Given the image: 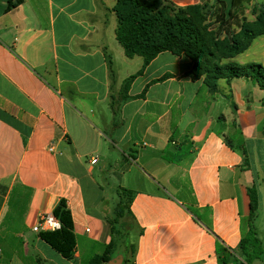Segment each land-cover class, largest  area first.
I'll use <instances>...</instances> for the list:
<instances>
[{
  "label": "crops",
  "instance_id": "crops-1",
  "mask_svg": "<svg viewBox=\"0 0 264 264\" xmlns=\"http://www.w3.org/2000/svg\"><path fill=\"white\" fill-rule=\"evenodd\" d=\"M165 1L185 9L232 0ZM115 4L0 0V264H87L111 241L123 198L133 249L121 264H219V249L238 259L249 189L263 250L252 264H264L255 226L264 215V90L238 78L211 92L189 76L191 60L170 52L124 89L143 58L118 44ZM232 61L264 68V35ZM61 201L69 258L34 228Z\"/></svg>",
  "mask_w": 264,
  "mask_h": 264
},
{
  "label": "trees",
  "instance_id": "trees-1",
  "mask_svg": "<svg viewBox=\"0 0 264 264\" xmlns=\"http://www.w3.org/2000/svg\"><path fill=\"white\" fill-rule=\"evenodd\" d=\"M240 2L247 3L248 1L240 0ZM156 3L157 0H116L113 8V12L117 18L115 37L118 44L122 47L126 57L139 56L143 58L141 71L126 81L124 89L138 74L142 73V70L153 59L163 52H170L175 56H185L191 60L193 66L189 72V76L193 80L201 79V75L204 74L202 67L197 65L198 60L214 56L207 45L206 38L201 34L194 19L183 15L188 10L194 11L197 15L206 5L182 9L176 8L166 2L172 9L158 10ZM215 3L221 4L224 9L223 14L218 17L221 23H227V21L229 22L235 16V0H232L228 6L219 1H215ZM262 14L264 20V11ZM262 35H264V25L255 29L243 27L242 37L239 41H235L234 39L228 41V45H226L225 51L222 53V59H227L229 62L222 65V67L214 69L219 76L217 80L225 79L229 81L243 78L257 82L260 88L264 90V68L262 65L254 63L238 65L232 61L250 46L254 38ZM160 80L162 79L158 81ZM203 84L211 92L217 90L216 81L208 84L206 79H204ZM124 99H127V97ZM247 195L249 198L248 230L243 234L234 252L238 259H235L232 253H227L226 255L224 251L222 252L219 249V264H232L230 259H234V262L236 260L235 264H252L263 254L260 242L252 226V221L257 210L256 192L254 189H249ZM125 199H120L117 204L116 216L113 219V225L115 226H111L110 232L111 241L104 248L100 256L92 257L87 264H108L114 256L118 255H122L124 259L129 249H133V246L129 244L133 219L128 210L127 199L126 207L125 203H123ZM124 208L130 218L129 222L119 220ZM53 215L60 221L62 225L61 230L54 233H41L39 238L64 258H69V252L74 246V237L72 234L71 217L62 201L53 210Z\"/></svg>",
  "mask_w": 264,
  "mask_h": 264
},
{
  "label": "rangeland",
  "instance_id": "rangeland-1",
  "mask_svg": "<svg viewBox=\"0 0 264 264\" xmlns=\"http://www.w3.org/2000/svg\"><path fill=\"white\" fill-rule=\"evenodd\" d=\"M238 1V0H237ZM246 1V0H244ZM248 1V0H247ZM156 7L158 10L161 9H172V7L163 0H157ZM263 11L264 7H253L249 3L245 2H235L234 17L227 21V23H221L219 16L223 14L224 9L221 4L211 3L206 5V7L197 13L194 11H185L183 15L189 16L194 19L198 28L200 29L201 34L206 38L207 45L210 51L214 56L204 57L198 60V64L203 69L201 79H206L208 84L216 81L217 83L219 77L217 72L214 71L217 67H222L225 63H228L229 60L222 59V53L225 51L228 41H239L242 37L243 27H251L253 29L264 25L263 20ZM169 12V11H168ZM247 64V63H246ZM260 64V63H257ZM245 65V64H243ZM86 160V159H85ZM126 207V199L123 202ZM119 220L130 221L129 216L124 208ZM259 234L262 237L264 242V215L259 214V217L255 224ZM119 256V255H118Z\"/></svg>",
  "mask_w": 264,
  "mask_h": 264
},
{
  "label": "built area",
  "instance_id": "built-area-1",
  "mask_svg": "<svg viewBox=\"0 0 264 264\" xmlns=\"http://www.w3.org/2000/svg\"><path fill=\"white\" fill-rule=\"evenodd\" d=\"M49 150L52 151V146L49 147ZM95 159L91 160V163H95ZM60 221L53 215V213H41L38 216V221L35 225V231L37 233H54L61 230Z\"/></svg>",
  "mask_w": 264,
  "mask_h": 264
},
{
  "label": "water",
  "instance_id": "water-1",
  "mask_svg": "<svg viewBox=\"0 0 264 264\" xmlns=\"http://www.w3.org/2000/svg\"><path fill=\"white\" fill-rule=\"evenodd\" d=\"M122 260H123V256L122 255H119V256L113 258L112 260H110L108 262V264H121L122 263Z\"/></svg>",
  "mask_w": 264,
  "mask_h": 264
}]
</instances>
